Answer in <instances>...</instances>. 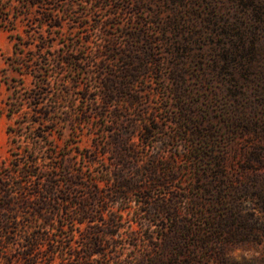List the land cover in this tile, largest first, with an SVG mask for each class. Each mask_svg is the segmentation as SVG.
Listing matches in <instances>:
<instances>
[{"label": "trees", "instance_id": "1", "mask_svg": "<svg viewBox=\"0 0 264 264\" xmlns=\"http://www.w3.org/2000/svg\"><path fill=\"white\" fill-rule=\"evenodd\" d=\"M77 1L0 0V30L14 41L0 70L9 91L0 116L17 115L7 129L9 156L0 157V264H54L57 255L59 264H264V251L258 253L264 243V148L251 159L256 166L231 174L213 155L211 134L197 130L203 124L193 104L184 101L189 72L178 53L194 57L191 38L198 33L188 32V44L178 33L170 39L180 31L179 14L169 21L159 12L136 16L125 25L118 2L93 26L103 35L88 55L81 42L89 41L90 20L74 10ZM235 1L243 6L246 0ZM135 3L128 10L145 6L144 0ZM19 21L25 35L14 32ZM68 30L80 37L57 48L56 34L67 37ZM92 64L95 90L80 79ZM9 70L21 77H10ZM55 77L71 81L80 102H91L74 119L62 118L73 127L64 145L50 140L61 121L57 108L68 97L53 89ZM162 89L177 103L172 135L159 116L163 108L150 103ZM87 126L93 143L81 148ZM179 137L204 142L188 150L191 169L196 162L205 166L184 187L177 157L145 151ZM126 243L131 250L125 255ZM240 247L256 251L238 259L233 250Z\"/></svg>", "mask_w": 264, "mask_h": 264}, {"label": "rangeland", "instance_id": "2", "mask_svg": "<svg viewBox=\"0 0 264 264\" xmlns=\"http://www.w3.org/2000/svg\"><path fill=\"white\" fill-rule=\"evenodd\" d=\"M118 2L125 8L121 11L122 19H120L125 25H130L132 17L153 15L157 12L161 13V18L165 21H169L175 14L182 17L180 31L171 32L170 39H175L178 33L179 40L184 44L193 40L190 48L193 49L195 56L186 55L180 50L178 58L187 63L189 74L184 85L187 91L184 101L193 104L196 119L203 124L198 126L197 130L199 132L205 130L211 134L213 155L215 158L222 157L225 160L231 174L235 168L256 166L251 159L264 148V0H246L243 6L235 0H181L180 5L173 0H144L145 6L139 10H128L126 7L129 4H136V0H78L74 3V10L85 12L90 20L89 41L83 39L81 42L86 54L91 55L97 50L98 42L102 39L103 29L93 28L96 21L107 18L109 10ZM193 2L196 4L192 5ZM247 5L250 6L246 7ZM185 20L192 21V24L189 25ZM209 20L212 23L207 30L205 27ZM17 25L18 28L14 32L25 35L22 22H17ZM67 29L66 23L65 30ZM191 30L198 34L193 36V39L189 35L190 40L188 32ZM10 33L5 29L0 30V70L7 66L6 58L13 54L14 41L10 38ZM69 33L70 31L67 37L56 34L57 48L66 49L67 44L73 43V38L80 37L79 33L75 35ZM219 58L221 60L217 61ZM88 68H91L90 71L87 69L80 74L81 84H91L92 89L95 90L97 86L93 71L95 66L92 64ZM8 74L10 77H21L11 70ZM66 75L73 76V73ZM24 79L27 86L31 85L32 76ZM53 89L64 90V94L68 95L64 103L57 108V115L61 121L54 134L50 136V140L55 139L57 143L64 145L71 139L73 127L69 121L65 123L62 118L74 119L78 109L84 108L85 105L91 106V102H80L71 81L65 83L64 80L57 81L55 77ZM160 91L161 93L150 103L157 108H163L159 111V116L164 120L166 133L172 135L176 130L172 120H175L177 103L173 96L166 93L167 91L164 92L163 89ZM8 93L6 84L1 82L0 108L4 107L3 101L7 99ZM96 100H99V96L92 101ZM167 105L171 108L165 109ZM15 118L17 115L9 119L6 113L0 116V157L2 158L9 156L7 129L10 123H14ZM90 128L91 126H87L84 129L79 142L81 148L92 146L93 135L89 134ZM203 143L199 137L188 139L179 137L166 143L163 141L151 143L145 151L152 154L162 149L166 156L177 157L178 164L184 168L183 179L178 184L184 187L188 184V178L205 166L201 162H196L192 163L191 169L190 164L185 160L189 156L188 150L195 146L203 148ZM87 168L86 166L85 169ZM125 217H128L126 212ZM132 227L138 226L133 222ZM75 234L79 239V232ZM77 244L73 241L74 246ZM124 246L126 255L131 248L127 243ZM255 251L251 247H240L233 250V255L241 259L242 256H249ZM263 251L264 243L258 249V253ZM60 261L61 258L57 255L54 264H59Z\"/></svg>", "mask_w": 264, "mask_h": 264}]
</instances>
